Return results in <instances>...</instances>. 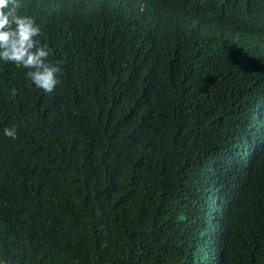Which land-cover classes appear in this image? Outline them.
Instances as JSON below:
<instances>
[{"label": "trees", "instance_id": "obj_1", "mask_svg": "<svg viewBox=\"0 0 264 264\" xmlns=\"http://www.w3.org/2000/svg\"><path fill=\"white\" fill-rule=\"evenodd\" d=\"M23 2L60 73L0 61V264H264V0Z\"/></svg>", "mask_w": 264, "mask_h": 264}, {"label": "clouds", "instance_id": "obj_2", "mask_svg": "<svg viewBox=\"0 0 264 264\" xmlns=\"http://www.w3.org/2000/svg\"><path fill=\"white\" fill-rule=\"evenodd\" d=\"M23 6V0H0V61L28 69L27 78L50 94L59 83L60 68L48 62L51 50L37 39L41 27L34 17L22 14ZM3 131L7 137L18 139L16 128Z\"/></svg>", "mask_w": 264, "mask_h": 264}]
</instances>
